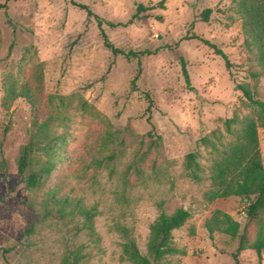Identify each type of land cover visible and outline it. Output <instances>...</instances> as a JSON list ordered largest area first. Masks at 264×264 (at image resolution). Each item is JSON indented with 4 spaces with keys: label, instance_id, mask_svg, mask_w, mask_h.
<instances>
[{
    "label": "rangeland",
    "instance_id": "1",
    "mask_svg": "<svg viewBox=\"0 0 264 264\" xmlns=\"http://www.w3.org/2000/svg\"><path fill=\"white\" fill-rule=\"evenodd\" d=\"M76 1L104 20L114 46L149 51L142 56L139 90H131L137 60L114 56L98 19H89L72 0H13L7 11L0 10V264H61L64 254L75 249L83 255L79 264H132L123 254L126 234L147 254L151 224L161 211L180 207L191 217L173 231L177 252L163 263L236 264L237 239L220 230L211 239L206 223L217 210L245 221V202L237 196L210 199L216 154L202 139L219 129L224 137L218 145L224 150L243 127L237 124L233 134L227 133L225 119L255 116L242 102L237 83L255 86L264 100V62L257 59L256 48L247 47L240 0ZM139 5L145 9L135 17ZM207 8L212 13L202 21ZM202 39L224 50L230 71ZM7 78L31 86L42 117L63 118L54 129L65 136L66 145L41 189L29 188L18 171L22 146L30 140L32 109L25 98L4 104ZM145 91L154 99L151 122ZM84 101L87 110L80 106ZM151 130L161 140L144 154ZM259 137L264 163V127ZM192 151L201 166L198 179L185 166ZM36 156L38 169L48 157ZM50 188L96 206L99 243L79 230L81 217H63L55 205L45 207ZM240 263L260 264L252 249L241 252Z\"/></svg>",
    "mask_w": 264,
    "mask_h": 264
},
{
    "label": "trees",
    "instance_id": "2",
    "mask_svg": "<svg viewBox=\"0 0 264 264\" xmlns=\"http://www.w3.org/2000/svg\"><path fill=\"white\" fill-rule=\"evenodd\" d=\"M10 1L13 0L1 2L0 10L7 11ZM72 2L85 9L89 19L92 16L98 19L104 44L114 56L122 54L137 60V73L131 80V90L138 91L137 81L142 73V56L149 54V51H125L114 46L103 28L104 20L96 16L89 5L79 3L76 0H72ZM164 2L165 0H161V4L164 5ZM239 8L240 13L244 17V25L248 34V38H246L247 47L250 51H252V48H256L257 59L260 62H264V0H240ZM144 9V5H139L135 17H138V14ZM211 13V8L205 9L201 15L202 21H208ZM131 21L132 19L129 22ZM108 24L112 27L117 25L109 21ZM191 38L199 37L194 36ZM202 40L213 47L217 54L222 56L226 67L230 71L232 62L224 50L210 40ZM181 62L183 75L185 80L189 82L186 61L181 58ZM252 76L257 78L258 73L253 72ZM3 88L5 91V105L17 98H25L31 105L32 129L30 140L22 146L17 161L18 171L29 188L41 189L55 168L61 149L66 145L65 136L57 135L54 129L58 124L57 122L63 120V118L53 115L42 117L37 97L28 83H20L7 78L4 80ZM235 89L242 93V102L254 109L255 116L240 119L238 114H234L232 117L225 119L224 126L227 133L233 134L235 132L234 126L237 124L243 123V127L236 141L224 150H221L218 145V142L224 137V134L219 129L214 130L211 136L203 137L202 141L206 146L211 147L212 152L216 154L211 167L212 180L216 188L209 193L210 199L229 196L242 198L245 202L246 217L245 221L242 222L234 219L228 213L217 210L207 221L206 226L211 239H213L216 230H220L233 239H237L238 246L232 254L236 264H241L240 254L246 249L254 250L260 264H262L264 252V163L260 149L259 128L264 127V100L258 96L255 86L250 83H237ZM144 95L148 101L146 113H149V115H147V119L151 122L154 99L149 91H145ZM80 106L83 110H87L89 107L85 101ZM151 124L153 126L152 130H155V125ZM152 130L147 133L150 139L144 154L153 147H157L161 140L160 135L154 138L155 135ZM143 143L145 142L143 141ZM40 152L45 154L48 159L38 169H35L36 155ZM197 157L198 153L192 151L186 155L185 161L187 173L194 179L200 177L199 172L201 170ZM110 158H113V156H110ZM3 165L4 160L1 161L0 168H4ZM43 201L48 210H52L51 208L55 205L56 211L62 214L63 217L76 215L81 217L82 225L79 230H86L94 238V241L99 243L100 237L96 232L95 226L96 206H87L81 198L73 197L69 194L62 195L56 188H50L45 193ZM190 217L191 212L183 207L177 208L172 213L161 211L150 226L147 254H143L135 239L126 234V241L123 244L124 256L132 264H164L163 259L167 255L177 252L176 247L172 243L173 231L181 228ZM82 256L81 251L78 249L69 250L64 254L61 264H79L83 258Z\"/></svg>",
    "mask_w": 264,
    "mask_h": 264
}]
</instances>
